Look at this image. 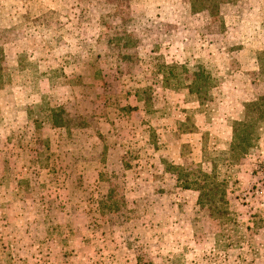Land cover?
Returning <instances> with one entry per match:
<instances>
[{
	"label": "rangeland",
	"instance_id": "obj_1",
	"mask_svg": "<svg viewBox=\"0 0 264 264\" xmlns=\"http://www.w3.org/2000/svg\"><path fill=\"white\" fill-rule=\"evenodd\" d=\"M0 47V264H264V123L216 160L217 218L168 167L209 172L264 94V0H0ZM171 63L183 87L162 89ZM196 64L214 83L199 106Z\"/></svg>",
	"mask_w": 264,
	"mask_h": 264
},
{
	"label": "trees",
	"instance_id": "obj_2",
	"mask_svg": "<svg viewBox=\"0 0 264 264\" xmlns=\"http://www.w3.org/2000/svg\"><path fill=\"white\" fill-rule=\"evenodd\" d=\"M188 3L189 11L192 14L205 12L208 16H217L219 13V5L221 3H231L235 0H185ZM3 59L0 47V63ZM255 60L259 74L264 78V48H260L255 53ZM183 66L171 63L165 65L162 70L161 88H177L183 87L182 80ZM186 78V77H185ZM187 79V78H186ZM173 83H172V81ZM188 82L184 85L187 92L197 102V106L210 98V89L214 87L213 80L202 64H196L191 73ZM3 85V75L0 65V88ZM139 92L143 98L144 112L147 116L153 114L157 108L155 102L157 100L155 92L149 87H142ZM50 119L53 124H59L55 117L53 109H49ZM180 121H176L179 124ZM264 123V94H260L253 99L243 103L242 119L235 120L231 126V137L227 141V151L222 150L215 155L216 159L207 160L210 163V171L206 172L197 167L185 169L181 164H171L168 167L171 172L176 175V180L180 181L181 188H190L197 192L196 202L204 206L208 215L217 218L226 201L224 199L223 182L215 180L213 168L216 160L220 159V164L235 160L248 152L252 144V139H257L259 129ZM148 128L150 125H147ZM224 155L226 157H224ZM205 160V159H204ZM223 161V162H222ZM188 176H191L190 178ZM248 228V227H246Z\"/></svg>",
	"mask_w": 264,
	"mask_h": 264
}]
</instances>
